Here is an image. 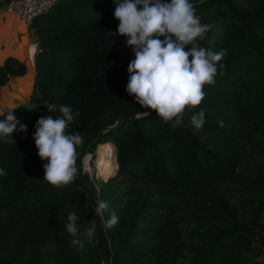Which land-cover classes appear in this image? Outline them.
Wrapping results in <instances>:
<instances>
[{"label":"trees","instance_id":"trees-1","mask_svg":"<svg viewBox=\"0 0 264 264\" xmlns=\"http://www.w3.org/2000/svg\"><path fill=\"white\" fill-rule=\"evenodd\" d=\"M190 2L202 24L214 25L200 45L227 55L215 84L204 86L202 102L186 108L174 129L126 92L135 56L117 33L114 0H58L33 18L39 101L8 107L27 132L17 125L12 138L0 139L7 173L0 176V264H264V155L254 167L247 156L260 152L256 137L264 133V0ZM26 71L24 61L7 56L0 92ZM48 104L57 110L48 112ZM61 105L75 116L67 133L83 143L75 181L56 187L43 180L47 160L33 133L41 116H60ZM201 109L197 130L190 118ZM99 146L117 161L106 180L80 167ZM97 199L109 205L105 218L119 217L113 228H101ZM69 211L81 231L96 224L91 243L81 237L82 250L63 228Z\"/></svg>","mask_w":264,"mask_h":264},{"label":"clouds","instance_id":"clouds-1","mask_svg":"<svg viewBox=\"0 0 264 264\" xmlns=\"http://www.w3.org/2000/svg\"><path fill=\"white\" fill-rule=\"evenodd\" d=\"M114 17L119 21L117 33L126 37V46L132 48L135 58L128 66L126 92L149 111L154 110L165 123L174 129L181 126L186 108H195L205 97L204 86L214 85V77L227 50L212 51L202 47L199 41L214 27L202 24L196 6L190 0H114ZM204 0H199L203 4ZM138 6H142L139 7ZM115 35L116 33H111ZM191 45L190 48L187 46ZM187 49V50H186ZM191 58V59H189ZM222 74V73H221ZM48 112L56 111L53 104L47 105ZM60 116L43 115L35 123L33 139L43 165V180L56 187L73 183L79 174L76 167L77 149L83 138L79 133H67L68 126L75 120L70 106L61 105ZM79 115V112L75 114ZM0 139L8 141L17 130L27 132V125L14 115L13 108L0 111ZM197 130L205 123L201 109L190 118ZM7 173L0 168V176ZM97 192L99 187L97 186ZM101 228L108 230L119 221L115 211L108 218L107 202L97 199L93 207ZM79 216L69 211L63 228L71 237L69 245L82 250L85 239L91 243L95 238L94 221L81 231Z\"/></svg>","mask_w":264,"mask_h":264},{"label":"crops","instance_id":"crops-1","mask_svg":"<svg viewBox=\"0 0 264 264\" xmlns=\"http://www.w3.org/2000/svg\"><path fill=\"white\" fill-rule=\"evenodd\" d=\"M8 1L0 0V66L7 56H12L24 61L27 71L21 76L11 77L2 86L0 111L13 105H30L39 101L32 93L36 51L31 53L29 49L31 28L18 15L4 10Z\"/></svg>","mask_w":264,"mask_h":264},{"label":"built area","instance_id":"built-area-1","mask_svg":"<svg viewBox=\"0 0 264 264\" xmlns=\"http://www.w3.org/2000/svg\"><path fill=\"white\" fill-rule=\"evenodd\" d=\"M58 0H9L5 6V11L12 12L18 15L27 24H31L34 17L47 12ZM33 48L32 52L39 51L37 36L31 29V40L29 43V49ZM36 53V52H35ZM94 153H87L90 155L88 161L91 165L93 164ZM85 154L81 159V171L86 174L90 179H93L95 172H89L85 164Z\"/></svg>","mask_w":264,"mask_h":264},{"label":"rangeland","instance_id":"rangeland-1","mask_svg":"<svg viewBox=\"0 0 264 264\" xmlns=\"http://www.w3.org/2000/svg\"><path fill=\"white\" fill-rule=\"evenodd\" d=\"M256 141L258 142L259 146H260V152H256L253 149H248V153L247 156L250 159V163L252 164V166L254 167L263 157L262 155H264V133L258 135L256 137ZM109 144H113V143H109ZM114 149H115V145L113 144ZM103 147L105 150V154L104 155H98V151L100 150V148ZM99 146L96 148L95 153H94V157H93V164L91 165L90 163H87V160L90 159V155L87 154L85 157V164H86V168L87 170H89V172H95L93 175L94 179H103L106 180L108 177L112 176L115 174L116 168H117V164L116 161L111 157L110 152L111 149L109 146ZM99 148V149H98ZM113 157H114V151H113ZM106 158L108 161V166L106 167V171H102V169L100 168L101 166V162L103 160V158ZM90 168V169H88Z\"/></svg>","mask_w":264,"mask_h":264},{"label":"bare ground","instance_id":"bare-ground-1","mask_svg":"<svg viewBox=\"0 0 264 264\" xmlns=\"http://www.w3.org/2000/svg\"><path fill=\"white\" fill-rule=\"evenodd\" d=\"M32 51H33V48H30V52L32 53ZM34 58V57H33ZM33 60V59H32ZM99 145V144H98ZM101 147V146H100ZM99 149V148H98ZM105 150L106 149H104L103 147H101L100 148V150L98 151V155H104L105 154ZM90 159H88L87 160V163H89L88 161H89ZM108 166V161H107V159L104 157L103 158V160H102V162H101V166H100V168L102 169V171H106V167ZM88 169H90V168H88Z\"/></svg>","mask_w":264,"mask_h":264},{"label":"water","instance_id":"water-1","mask_svg":"<svg viewBox=\"0 0 264 264\" xmlns=\"http://www.w3.org/2000/svg\"><path fill=\"white\" fill-rule=\"evenodd\" d=\"M115 160H116V157H115ZM116 164H117V161H116Z\"/></svg>","mask_w":264,"mask_h":264}]
</instances>
